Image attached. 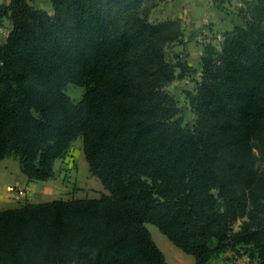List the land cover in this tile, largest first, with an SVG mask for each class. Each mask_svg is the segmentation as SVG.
<instances>
[{"label":"trees","instance_id":"1","mask_svg":"<svg viewBox=\"0 0 264 264\" xmlns=\"http://www.w3.org/2000/svg\"><path fill=\"white\" fill-rule=\"evenodd\" d=\"M141 1L0 3V160L49 179L82 136L109 190L0 209V264H168L146 222L194 264L228 251L264 264V0H243L217 58L205 46L193 124L164 89L197 73L166 50L184 43L180 20L136 14Z\"/></svg>","mask_w":264,"mask_h":264},{"label":"rangeland","instance_id":"2","mask_svg":"<svg viewBox=\"0 0 264 264\" xmlns=\"http://www.w3.org/2000/svg\"><path fill=\"white\" fill-rule=\"evenodd\" d=\"M8 0H0V3ZM159 0H142L136 3L131 10H135L136 14H146L152 21L161 20L156 16L153 8L158 4ZM37 7L47 9L52 12L50 0H33ZM214 4L223 12L230 14L232 25L229 28L221 27L216 22L210 20L204 21L200 26L191 25L188 27L182 18L179 19L183 28L182 40L184 43L175 42L167 45L166 50L170 59L174 60L175 54H179L182 59H186L197 70L193 76L184 75L175 77L168 82L164 89L173 94L177 100L179 108L178 116L183 119L184 123L193 124L196 114L187 100L188 92H195L196 84L194 79H200L202 74L201 56L204 48L211 45L214 48L213 55L217 58L222 50L225 40L226 31L231 30L237 24H243L242 18L238 15V8L243 4V0H214ZM129 15H132L128 13ZM11 29V22L8 19L0 21V40L3 41ZM66 92L76 102L81 99L86 88L74 83H68L65 87ZM63 179L65 191L60 196L63 199H71L75 197H98L101 193H108L101 180L89 171L88 162L83 151L82 136H78L72 143L66 155L59 158L56 162V173ZM3 183V180H0ZM3 188V187H2ZM1 190V188H0ZM9 191L15 196L14 204L22 205L31 202L36 197L34 191L27 185L19 184L11 185ZM48 199V198H47ZM47 201V200H46ZM4 207V206H3ZM1 209V208H0ZM240 222H236L234 227L237 228ZM153 239L165 254L168 264H194L195 258L192 254L186 253L176 244H174L155 224L146 222ZM227 258L234 264H246L245 256H234L231 252H225L216 258L213 264H224Z\"/></svg>","mask_w":264,"mask_h":264},{"label":"crops","instance_id":"3","mask_svg":"<svg viewBox=\"0 0 264 264\" xmlns=\"http://www.w3.org/2000/svg\"><path fill=\"white\" fill-rule=\"evenodd\" d=\"M153 11L160 19L180 17L188 27L191 25L200 26L207 20L216 22L225 28L232 25L230 14L220 10L214 4V0H159ZM58 159L54 165L55 173ZM0 180H3V183L0 184L1 209L17 206L14 204L16 200L13 198L15 194L9 191L11 185L29 186L36 195V198L31 202L58 199L63 196L62 193L65 191L63 179L57 175L45 180H29L21 171L18 159L13 156L0 160Z\"/></svg>","mask_w":264,"mask_h":264}]
</instances>
